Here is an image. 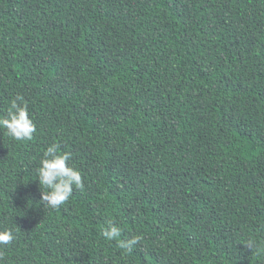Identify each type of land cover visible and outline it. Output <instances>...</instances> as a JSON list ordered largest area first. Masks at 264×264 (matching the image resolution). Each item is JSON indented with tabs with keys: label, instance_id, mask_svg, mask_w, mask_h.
Listing matches in <instances>:
<instances>
[{
	"label": "trees",
	"instance_id": "16d2710c",
	"mask_svg": "<svg viewBox=\"0 0 264 264\" xmlns=\"http://www.w3.org/2000/svg\"><path fill=\"white\" fill-rule=\"evenodd\" d=\"M18 95L0 264H264V0H0V119ZM53 144L84 191L45 210Z\"/></svg>",
	"mask_w": 264,
	"mask_h": 264
},
{
	"label": "clouds",
	"instance_id": "9594fccd",
	"mask_svg": "<svg viewBox=\"0 0 264 264\" xmlns=\"http://www.w3.org/2000/svg\"><path fill=\"white\" fill-rule=\"evenodd\" d=\"M0 128L5 130V134L11 140L17 142L31 141L36 126L29 118L27 104L23 97L16 96L11 102L7 118L0 119ZM71 153H61L59 145L53 144L47 148L41 160V166L37 169V178L42 191L40 204L46 209L59 210L61 206L69 202L73 195L74 188L84 191L83 178L79 171L68 165ZM102 236L108 241H118V247L131 252L143 239L136 235L126 241H120V229L114 223L109 222L108 226L102 230ZM11 231L0 232V246L6 247L13 242ZM245 248L258 252L256 243L249 239L243 243ZM4 259V253L0 252V260Z\"/></svg>",
	"mask_w": 264,
	"mask_h": 264
}]
</instances>
